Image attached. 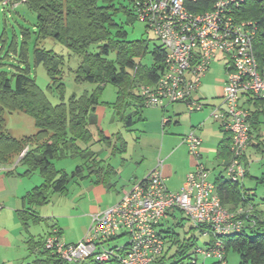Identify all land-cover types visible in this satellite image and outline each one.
<instances>
[{
    "label": "trees",
    "instance_id": "obj_1",
    "mask_svg": "<svg viewBox=\"0 0 264 264\" xmlns=\"http://www.w3.org/2000/svg\"><path fill=\"white\" fill-rule=\"evenodd\" d=\"M123 1L133 6L134 0H0V6L8 9L16 10L18 4L25 3L35 11L38 38L52 36L61 41L72 54L80 58L75 80L97 85L90 95L72 96L69 102H65V83L62 78L65 58L37 44L34 48L36 63L45 65L52 79V85L48 88H55L60 95V102L54 104L30 75L29 67L10 72L2 67L0 61V163L8 164L18 157L16 165L23 166L22 175L38 171L44 178L41 185L24 195V203L39 206L48 202L52 193H65L69 178L67 173L57 177L59 173L53 165V159L68 155H91L95 164L97 154L90 150L91 145L109 139L103 136V132H95L93 129L98 124L96 109L100 104V95L108 83L117 86L118 96L114 105L117 113L131 126L140 118L145 106L138 87L155 83L163 73L166 56L164 46L161 43L155 44L150 51L152 64H143L139 59L148 53V41L128 40L127 31L115 21L114 14L121 10L126 14H134L133 8L125 7ZM215 1L187 0L186 6L193 13L205 12L213 8ZM236 14L240 19H255L259 22L255 51L259 63L263 64L264 4L257 0H247L237 8ZM113 52L115 55L110 58ZM21 55L27 58L25 46ZM133 103L138 108L128 113L127 109ZM245 106L252 112L251 142L252 136L259 140L263 136L261 118L264 115V97L248 94ZM7 111H23L32 115L37 127L36 133L21 138L12 136L6 129ZM256 146L264 155V141L258 142ZM219 157L226 160L225 164L232 158L231 136L227 132L219 145ZM8 171L13 172V169ZM81 171L82 168L78 166L75 173L80 175ZM260 181L264 182V174ZM215 184L223 205L229 210L249 205L251 198L246 197L243 181H234L220 175ZM27 213V210H22L20 215L25 224L30 216ZM255 213V225L247 221L242 230L221 236L226 253L234 250L240 255L239 264H264V218L258 209H255ZM32 215L36 217L34 213ZM190 228L201 232L194 225ZM162 233L168 244L166 247L174 252L168 257L164 253L152 264H181L185 260L187 264H197L198 258L193 251L197 241L195 235L183 237L174 228L163 229ZM213 238L211 235L209 240ZM34 248L41 249L45 256L37 259V264H69L46 249L45 240L35 243ZM115 261L111 259L109 263ZM91 263L99 264L93 256L75 264Z\"/></svg>",
    "mask_w": 264,
    "mask_h": 264
},
{
    "label": "built area",
    "instance_id": "obj_2",
    "mask_svg": "<svg viewBox=\"0 0 264 264\" xmlns=\"http://www.w3.org/2000/svg\"><path fill=\"white\" fill-rule=\"evenodd\" d=\"M186 1L134 0L133 13L166 49L163 73L155 83L141 84L139 94L145 106L166 108L184 101L191 111L200 110L205 104L194 94L213 59L219 53L225 55L227 77L222 101L213 106L210 116L231 136L232 158L225 165L227 177L243 181L248 171L245 156L251 143L252 112L242 100L248 94L264 97V63H259L255 51L260 24L255 19L237 17V8L247 0H216L212 9L198 13L191 12ZM257 1L264 4V0ZM183 139L197 165L180 189H169L160 160L118 202L92 214L81 241L67 243L54 231L47 235L45 248L66 262L93 256L99 264L111 259L118 264H152L166 249L163 219L172 211L181 210L205 237H214L205 247L196 246L195 256L228 264L221 236L242 230L247 221L255 225V208L225 207L210 179V169L201 161L202 137L192 130ZM121 236H127V242L106 248L105 243Z\"/></svg>",
    "mask_w": 264,
    "mask_h": 264
},
{
    "label": "rangeland",
    "instance_id": "obj_3",
    "mask_svg": "<svg viewBox=\"0 0 264 264\" xmlns=\"http://www.w3.org/2000/svg\"><path fill=\"white\" fill-rule=\"evenodd\" d=\"M123 4L125 7L130 9L132 8L130 2L123 1ZM114 19L127 31L128 40L148 41L149 51L139 60L143 64L151 65L153 62V57L150 51L153 49L155 44H160V41L157 39L153 31L146 27L143 22L139 21L135 14H126L124 10L115 13ZM36 22L37 13L29 9L25 3L18 4L16 10L0 6V57H2L0 58V61L3 63L2 67L10 72L18 71L20 68L29 67L30 75L35 78L37 84L47 94L50 101L54 104L59 103V92L55 88H53V90L48 88L49 85H52V79L49 76L45 65L36 63L34 48L38 44L39 46L45 47L46 49L54 50L56 53L64 56L65 58V63L63 66L64 70L62 73V78L65 83V102H69V99L72 96L85 97L90 95L97 85L91 82H78L75 80V70L79 64L80 58L77 55L72 54L66 45L52 36L39 39ZM23 46L26 48L27 58H24L21 55ZM114 55V52L111 53L110 58H113ZM225 75L226 70L224 67V60L219 57L214 58L211 63V69L209 73L202 78V86L199 91V96L204 98L203 100L205 103L217 105L222 101V98H219L217 91V88L221 85L217 78L224 79ZM117 93V86L112 83H108L100 95V104L97 106L99 109L98 111L96 109L98 125L100 130L102 128H110L114 135L106 141L103 140L101 142H97L98 144L96 143V145H93V150L99 149V156L105 158L110 153V150L106 149L105 142L111 141L112 147L117 146V148L122 149V146L126 145V148L128 147V151L131 152L135 157H141V154H144L149 159L156 156V160H164L166 156L165 150L162 152L159 151V149L155 151L152 146V138L141 136V126L142 128H144V125L147 126V129L153 131V134L155 135L154 132L157 133L158 129H162V122L165 116H168L169 114L172 116V121L170 122L168 128H170L171 125H176V121L174 119L176 118L175 115H172L171 113L164 115L160 106H144V120H136L137 123L133 127L137 128L138 130H131L124 118H122V115L116 112L117 110L114 104L117 101ZM168 106L171 110L172 103ZM212 109L213 107L207 106L205 110L200 113V116L204 120L208 118V120H206V128L202 132L203 138L206 141L209 139L212 140L214 142V149L216 150L220 142L219 136L221 135V132L219 128H217L216 133L210 127L213 125H215V127H219L217 124H214L211 118L209 119ZM127 112L130 113L131 110L128 109ZM5 117L6 129L14 137L21 138L25 135H32L37 131L34 117L26 112L7 111ZM261 120L263 122L262 132L264 135V115L262 116ZM178 122L179 124L177 125L180 132H184V134L187 133L188 131L186 130L191 126L189 112L187 111L186 113L181 114L178 118ZM166 130H168L167 127ZM191 131L192 130L189 132ZM207 131L210 132V135L208 136L209 138L205 136ZM262 140L264 141V137ZM99 143L102 145L100 148L98 146L100 145ZM157 143L158 141L156 142V145ZM191 155L195 157L190 153L187 147L185 153L179 151L167 162L173 171L172 176L167 181L169 189L178 190L182 187V185H184V174L189 168L190 162L193 159ZM121 157L122 154L117 152L116 155L111 156L110 161L113 164H117L118 162V164H120ZM204 157L210 171L213 170V168H217L218 170L219 168L222 169V165L219 166L220 163L216 151L212 150L209 153H206ZM248 157L250 164L249 175L243 179L245 187L248 190L246 197L251 198V202L257 207V209L264 210V182L260 181V178L264 174V161L262 164V153L259 152L255 147L251 146L248 151ZM18 159L19 158L17 157L8 164L0 163V173L11 177L10 179L17 177V180H19V176L29 179L30 181L39 179L40 183L38 185H41L44 182V178L41 173L33 172L28 176L22 175L21 171H23L24 168L21 164L16 165ZM52 162L55 169L59 173L57 174V177H60L61 173H67L69 183L65 193H52L48 202L36 206V211L39 213L41 218L44 216V219L42 218L35 223L32 222L30 224V233L34 236V242L41 241L45 234L50 231L51 220L49 218H51L53 222H56V225L59 226V229H61V237L64 241L67 242V240H78L77 242H79L87 234L92 220H89V214H91V206L94 205V203L92 200H90L91 197L84 193L82 186L84 183H90L89 180L92 177L90 175V167L94 165L93 158L91 155L83 156L78 154L55 158ZM196 165L194 166L195 168ZM78 166L82 168L80 175H78L77 172L75 173ZM9 169H13V172L8 171ZM224 175L227 176V173ZM119 180L114 179V182ZM120 182H122V180H120ZM8 185L9 184H7V189L12 190V192L17 188L14 180H12L10 186ZM0 199L3 200L1 195ZM253 204L249 203V205L254 207ZM1 208L2 205L0 207V213L4 212V215L0 217V220H4L6 219V209L5 207L2 209ZM182 217L183 215L181 212H178L176 219L179 220ZM171 218L172 217H170V219ZM191 225L192 223L188 219H185L183 226H176V231H178V233H180L183 237L195 235L197 237L196 246L205 247L209 238L205 237L198 230H189ZM29 235L23 233L21 241H18L16 243V247L10 250V264H37L36 259H42V255L39 256V252H37L38 249L35 248L36 251H34V249L30 247V244L28 245L26 243ZM127 240V236H121L105 243V246L106 248H110L115 245H122L127 242ZM196 246L193 248V251ZM227 261L228 264H239L240 255L234 250H230L227 253ZM214 262H217V259H204L200 256L198 258L197 264H213ZM183 263L187 264L188 262L185 260L181 262V264ZM69 264H72V262H69ZM103 264H118V262H107Z\"/></svg>",
    "mask_w": 264,
    "mask_h": 264
},
{
    "label": "crops",
    "instance_id": "obj_4",
    "mask_svg": "<svg viewBox=\"0 0 264 264\" xmlns=\"http://www.w3.org/2000/svg\"><path fill=\"white\" fill-rule=\"evenodd\" d=\"M218 57L224 60V67H225V63H226L225 55L219 54L217 56V58ZM210 69H211V66H210L209 70L207 71V73L204 75V77L209 73ZM225 70H226V67H225ZM226 77H227V70H226V75H225L224 79H218L217 78L218 82L221 84L217 88L219 98H221L222 87H223V84H224ZM201 86H202V84H201ZM201 86H200L199 90L194 94V97L197 99H200L205 104V106H204L205 108L207 106L213 107L214 105H216V104L212 105L210 103H205V101L203 100L204 98L199 96L200 95L199 91L201 89ZM139 87H138V92H139ZM242 102L245 103V99H243ZM204 107L200 110L191 111L186 102H184V101L174 102V103H172L171 110L169 109V106H167L166 108H163V107H160V108L162 109L164 115L167 113H171L172 115H175L176 118H174V119L176 121V125H174V126L171 125V127L168 128L170 125V122L172 121V116L169 114L168 116H165V118L162 122V129L161 128L158 129L157 133L154 132L155 135L153 134V131H150L149 129H147V126L144 125V128H142V126H141V133H142L141 136L152 138V146L155 149V151L158 149L161 152L163 150H165L166 156H165V159L162 160V170H163L164 175L166 176V183L170 179V177L172 176V173H173L172 168L167 164V162L169 161V159L173 158L177 152L182 151L185 153L186 148L188 147V145L184 142V139H183L184 136L186 134H188V132L190 130H194L198 135H200L203 138L202 132L206 128V125H207L206 120H208V118H206L204 120L200 116V113H202L205 110ZM137 108L138 107L136 106V104L133 103L132 106L128 109L131 110L130 113H132V112H135V110H137ZM98 109L99 108L97 107V111H98ZM187 111L189 112V118H190L191 126L189 127V129H187V130L185 129L188 132L184 134V132L183 133L180 132L177 124H179V122H178L179 116L183 113H186ZM210 118L213 120L214 124H217L219 126V127H215V125H213L210 127L212 128V130L214 132H216L217 128H219V130L221 132V135L219 136V139H220L219 145H220V143L223 141V139L225 137L226 132L222 129L220 123L218 121H216L215 119H213L209 115V119ZM140 119H141V121L144 120L143 109H142V112H141V115H140V118L138 119V121ZM136 123H137V121L135 120V122L133 124H131V126H129L131 130H138L137 128L133 127V126H135ZM158 127H159V124H158ZM166 127L168 130H166ZM93 129H95V132H99V131L103 132V136H105L109 139H110V137H113V135H114V133L111 132L110 128L109 129L108 128H106V129L102 128L100 130V127L98 124ZM143 132H144V134H143ZM209 135H210V132L207 131V134H205V136L208 137ZM263 137H264V135L262 136V138ZM262 138L258 140L256 137L254 138L252 136V142L250 143L248 150H247V153H246V156H245V163L248 166V171H247V174L245 177H247L249 175L250 164H249L248 151H249L251 146L255 147L258 150L256 144L258 142L262 141ZM157 141H158V143L156 145ZM105 143H106L105 144L106 149L110 150V153L105 158H102L99 156V154H98L100 152L99 149L93 150V145H96V143H93L91 145L90 150L97 154V156H96L97 161L95 162V164L92 167H90V175L92 176L89 180L90 183H84L82 186L84 193L88 194V196L91 197L90 200H92L94 203V205L91 206L92 209H91V214H89L90 215L89 220L92 219L93 213L98 212L100 210H104V209L108 208L109 206L113 205L114 203L118 202L122 198L124 193L127 190L131 189V187L134 185V183L143 179L150 171H152L155 167L158 166V163L160 161L159 159L156 160V156L149 159L144 154H141V157H135L131 152L128 151V147L126 148V145L122 146V149H121V148H117V146L112 147L111 141L105 142ZM99 144L100 145H98V146L100 148L102 145H101V143H99ZM213 145H214V142L212 140L209 139L208 141H206L203 138V144H202V154L203 155H202L201 161L208 167V165L205 162L204 155L206 153H209L212 150L216 151V154H217V157H218L219 163H220L219 166L222 165V169L219 168V170H218L217 168H213V170H211L210 179L215 183L220 175L225 176L224 174L226 173V170H225V165H226L225 161L226 160L219 157V145L217 146L216 150L214 149ZM188 149H189V147H188ZM116 150H119V151H116ZM258 151L260 152V150H258ZM117 152L119 154H122L121 161H120V164H118L119 162L117 164H113V163H111L110 159H111V156L116 155ZM262 164H263V160H262ZM195 165H196V159H195V157H193V159L190 162L189 168L186 170L185 174L183 173L184 174V180L183 181L186 180L188 173L195 168L194 167ZM224 171H225V173H224ZM21 172H23V171H21ZM36 172H38V171H36ZM12 176H15V175H12ZM19 177H20L19 180H17L18 179L17 177H14V179H10L11 177H8L7 175L0 173V195L3 197V200L0 199V204L2 205V208L5 207V209H6V213H5L6 219L0 220V223H1V225H0V264H10V259H11L9 257L10 250H12L16 247V243L18 241L19 242L21 241V237L23 236V233H25L26 235L30 234L29 235L30 238L28 237V239L26 240V243L28 245L30 244V247L33 249L34 244L38 243V241L37 242L33 241L34 236H33V234L30 233V224L32 222L33 223L38 222L40 219H42L44 217L43 216L41 218L39 213L36 211V206H32L29 203H24V201H23L24 195H26L30 190H32L35 186H37L40 183V180L35 179L34 181H30L29 179H25L22 176H19ZM114 179L115 180L120 179V180H122V182H120V180L117 182L116 181L114 182ZM12 180L15 181V184L17 186V188L14 189L13 192H12V190L7 189L8 188L7 184H9L8 186H10V183L12 182ZM243 185H244V188L246 189L245 193H247L248 190L245 187L244 182H243ZM167 186H168V184H167ZM250 203H252L251 200H250ZM254 207H255V209H257V207L255 205H254ZM22 210H24V211L27 210L28 211L27 215L28 216L30 215L29 218L27 219L26 224L22 221L21 216H20ZM31 211H33V212H31ZM259 211L261 212L262 218H264V210H259ZM178 212H181V214L183 215V217L180 218L179 220L176 219V215ZM3 213L4 212L0 213V217L4 215ZM30 213H32V214L34 213L36 215V217ZM170 217H172V218L170 219ZM49 219L51 220L50 221L51 222V224H50L51 228H50V231L47 232L45 234V236L42 238V241L45 240L47 235H49L50 233H52L54 231H58L61 234V231H60L61 229H59V226L56 225V222H53V220L51 218H49ZM185 219H188L190 221L189 217L184 212H182L180 210H174L171 213H169V215L165 219H163V221L161 223V230H163V229L167 230L169 228H174L176 230V226H183L184 225ZM190 227H189V230L191 229ZM164 235H165V233H164ZM77 241L78 240H67V243H75ZM166 245L168 246L167 242H166ZM34 251H36L35 248H34ZM37 252H39V256L42 255V258L45 257L43 255V251L41 249H38ZM173 252H174L173 249L169 250V247H166L164 253L168 257ZM87 262H89V261H87ZM72 264H75V262H72ZM91 264H93V263H91Z\"/></svg>",
    "mask_w": 264,
    "mask_h": 264
}]
</instances>
